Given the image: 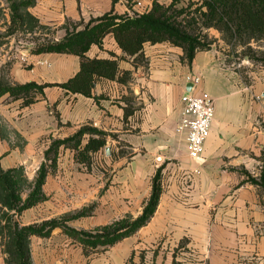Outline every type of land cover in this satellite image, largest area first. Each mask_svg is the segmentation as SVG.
Listing matches in <instances>:
<instances>
[{
    "label": "crops",
    "instance_id": "1",
    "mask_svg": "<svg viewBox=\"0 0 264 264\" xmlns=\"http://www.w3.org/2000/svg\"><path fill=\"white\" fill-rule=\"evenodd\" d=\"M137 1L35 0L27 10L59 40L105 14L138 13ZM11 23L9 5L0 0V80L45 85L28 96H0V165L27 177L23 200L42 164L47 168L42 199L15 215L20 226L55 222L29 238L31 264L35 238L41 243L60 234L53 239L76 246L66 227L95 232L141 216L155 181L160 193L150 219L106 250L137 237L158 252L150 264H264V65L221 44L198 50L191 62L167 41L128 55L108 32L86 55L117 60L116 77H97L84 94L63 85L79 72V55L30 51L9 31ZM184 93L215 100L197 159L177 131ZM97 141L103 145L87 148ZM6 242L0 234V264H7Z\"/></svg>",
    "mask_w": 264,
    "mask_h": 264
},
{
    "label": "trees",
    "instance_id": "2",
    "mask_svg": "<svg viewBox=\"0 0 264 264\" xmlns=\"http://www.w3.org/2000/svg\"><path fill=\"white\" fill-rule=\"evenodd\" d=\"M181 1L172 0L166 5L154 0L151 9L140 14H105L98 18L100 22L93 26H90V22L82 30L68 31L59 40L37 43L33 52L55 51L79 55L81 57L79 72L63 85L73 92L84 94H90L97 77H116L117 60L90 58L86 55L90 45L100 41L108 32L114 34L128 55H140L145 43L167 41L182 47L185 58L191 62L198 50L211 48V43L206 42L193 30L201 23L203 27L218 28L226 33L228 40L240 43L244 47L242 54L247 55L251 61H264V48L259 47L256 50L251 45L253 40H264V0H200L193 11L190 9L191 2L187 6H180ZM34 2L35 0H22L18 3L10 0L12 18L10 32L14 31L16 24L24 23L20 10L27 9ZM44 87L45 85L33 82L11 85L0 80V96L6 92L15 96L18 94L28 96L32 91H42ZM97 142L98 145L91 142L87 148L97 149L103 145V141ZM46 173L47 168L42 164L31 193L23 200L21 191L31 186L27 177L23 175L21 169L4 170L0 165V209H5L1 213L5 224L0 226V234L7 240L5 247L8 252L7 264H31L29 238L34 234L46 233V227L55 223L43 222L20 226L14 218L42 199V184ZM159 193L160 187L155 181L152 195L142 215L133 221L124 219L95 232L77 231L69 227L64 230L71 237L79 239L85 251L99 249L102 252L117 241L130 236L150 219L158 204Z\"/></svg>",
    "mask_w": 264,
    "mask_h": 264
},
{
    "label": "rangeland",
    "instance_id": "3",
    "mask_svg": "<svg viewBox=\"0 0 264 264\" xmlns=\"http://www.w3.org/2000/svg\"><path fill=\"white\" fill-rule=\"evenodd\" d=\"M4 1L8 3L11 12L10 0ZM21 1L14 0V2L18 3ZM190 2L192 3L190 9L193 11L200 0H182L179 5L187 6ZM20 13L23 14L24 23L22 25L21 22L16 24L14 31L11 33L21 42V45L27 46L30 51H33L39 42L46 43L53 39L57 40L52 36L53 29L40 24L30 15L27 9H21ZM193 30L196 34L201 35L206 42H210L211 45L219 46L221 44V48H225V50L235 51L239 49L241 53L243 51L244 47L240 43L235 40H228L226 33L216 27H203L201 23H198ZM251 44L256 50L259 47L264 48V40H253ZM251 63L258 66L264 65V61H251ZM58 235L53 234L52 238H44L41 243L38 238L34 239L31 245V252L36 259L33 264H38L39 260H41L42 264H150L153 255L154 257L158 255V252L153 253L152 247L148 248L137 237L125 239L110 249L100 252L99 249L85 251L79 239L75 240L79 242L76 246H71L70 242L66 243L65 241L64 243V240L61 241L60 237L53 239V236ZM160 255H164V258H166L165 254L162 253Z\"/></svg>",
    "mask_w": 264,
    "mask_h": 264
},
{
    "label": "built area",
    "instance_id": "4",
    "mask_svg": "<svg viewBox=\"0 0 264 264\" xmlns=\"http://www.w3.org/2000/svg\"><path fill=\"white\" fill-rule=\"evenodd\" d=\"M138 12L144 13L151 9L150 4H143ZM21 59L27 62V57L23 55ZM40 63L50 64L47 60H40ZM194 83L200 81V77H190ZM183 104L181 119L177 125V131L184 133L188 154L191 158H200L204 152L205 143L211 132V125L215 116V100L209 95H196L194 93H184L181 96Z\"/></svg>",
    "mask_w": 264,
    "mask_h": 264
},
{
    "label": "water",
    "instance_id": "5",
    "mask_svg": "<svg viewBox=\"0 0 264 264\" xmlns=\"http://www.w3.org/2000/svg\"><path fill=\"white\" fill-rule=\"evenodd\" d=\"M106 150H107V152L109 153V152H110V147H107Z\"/></svg>",
    "mask_w": 264,
    "mask_h": 264
}]
</instances>
